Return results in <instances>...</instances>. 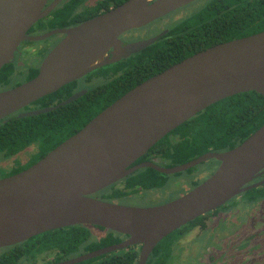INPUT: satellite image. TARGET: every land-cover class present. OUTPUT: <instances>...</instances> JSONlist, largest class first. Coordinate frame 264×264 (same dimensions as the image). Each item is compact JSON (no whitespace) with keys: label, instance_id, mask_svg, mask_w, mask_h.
I'll return each mask as SVG.
<instances>
[{"label":"water","instance_id":"water-1","mask_svg":"<svg viewBox=\"0 0 264 264\" xmlns=\"http://www.w3.org/2000/svg\"><path fill=\"white\" fill-rule=\"evenodd\" d=\"M59 1L43 9L47 0H0V68L21 41L63 35L33 78L0 91V120L147 47L161 33L128 43L119 37L195 0H125L75 26L27 37V29ZM247 91L264 96V30L207 47L138 83L32 165L0 178V250L50 230L97 226L127 238L54 264H75L135 244L141 245L137 264H145L169 233L264 183H251L264 169V124L226 151H208L171 167L150 161L130 164L210 104ZM59 105L17 116L42 114ZM211 159L217 166L209 177L160 205L131 207L94 197L138 169L174 174Z\"/></svg>","mask_w":264,"mask_h":264},{"label":"trees","instance_id":"trees-1","mask_svg":"<svg viewBox=\"0 0 264 264\" xmlns=\"http://www.w3.org/2000/svg\"><path fill=\"white\" fill-rule=\"evenodd\" d=\"M123 1L125 0H100L96 9L107 10ZM200 1L189 14L167 25L156 41L147 47L118 62L98 68L83 79L62 86L34 101L31 107L26 106L24 110L53 106L78 90L81 81H94L90 89L79 98L42 114L30 117L11 114L0 120V157L14 155L31 144L36 145V151L30 159L11 173L32 165L143 80L207 47L264 30V0ZM82 2L83 0H68L63 3L44 26H65L91 17L88 10L76 13L75 9ZM15 71V67L9 64L0 68V89L17 85L13 82ZM36 74L37 70L31 69L25 73L24 80L33 78ZM263 124L264 96L254 91L241 92L210 104L164 135L148 151L158 160L164 161L166 166H172L208 151L222 152L231 149ZM142 160L143 157L136 162ZM166 179L164 174L152 168H142L95 193L94 197L111 201L139 190L161 188ZM253 193L264 194V189L255 188L246 192ZM201 220L202 218H195L168 234L155 246L152 253L164 256L179 230ZM95 228L104 231L101 227L84 225L46 231L10 248H4L0 251V258L12 260L51 252L53 262H58L120 241L118 234L110 231L92 238L91 233ZM136 260L137 252L128 248L75 264H137Z\"/></svg>","mask_w":264,"mask_h":264},{"label":"flooded vegetation","instance_id":"flooded-vegetation-1","mask_svg":"<svg viewBox=\"0 0 264 264\" xmlns=\"http://www.w3.org/2000/svg\"><path fill=\"white\" fill-rule=\"evenodd\" d=\"M53 1L54 0H47L43 9L48 7ZM67 1L68 0H60L57 4H55V6L45 16L41 17L39 20L34 22L27 29V31L25 32V35L27 37H36V36H40L42 34H45L47 32L55 30V29L69 28V27L75 26V25H77V24H79V23H81L87 19H90V18L106 11L102 8H99L98 10L96 9V5L98 3H100V0H83L82 4L79 5L75 9L76 13L88 10L89 11L88 13L90 15H92L91 17H89L85 20H82L80 22H77V19H75V22H77L75 24L46 28L44 26V23L47 20L51 19L52 16L54 15V13H57V10L60 8V6L63 3H66ZM198 1H200V0H195V1L179 8V9H182V8L193 4L194 2H198ZM110 8H112V7H110ZM110 8H108V9H110ZM179 9L171 12L170 14H173L174 12L178 11ZM170 14H168V15H170ZM168 15H166V16H168ZM166 16H164V17H166ZM67 20H69V19H67ZM61 25H64V24H61ZM134 30L127 31V32L123 33L122 35H120L119 38L121 39V41L124 43L132 42V41H140L139 39L133 37L134 35L132 33ZM161 31H165V30L163 29V30H160V32ZM160 32L153 35V36L159 35ZM153 36H151V37H153ZM62 37H63L62 34L57 33V34L51 35V36H49L45 39H42V40H36V41L35 40H23V41H21L18 44V46L16 47L15 51L13 52L12 59H10L9 62L7 63L9 65L14 66L16 69L15 77L13 78L14 83H17V85L20 84V83H18V77H19L18 74L22 73L25 75V73H27L28 71H30L31 69H34V68L38 71V67H39L41 61L43 60V58L59 42V40ZM146 39H148V38H146ZM146 39H143V40H146ZM33 58L36 62L38 61L37 67H32V66H34L33 63L30 64L31 66H27L26 61L32 60ZM124 58H126V57H124ZM124 58H122V59H124ZM116 62H118V61H116ZM111 64H113V63H111ZM107 65H110V64H107ZM107 65H104V66H107ZM97 69H95V70H97ZM95 70H93V71H95ZM93 71L86 74L85 76L91 74ZM85 76H83V77H85ZM83 77H81L80 79H83ZM27 80H29V79H27ZM27 80H24L23 82H25ZM92 82H94V81L90 80L88 83L81 81V83H79L80 88L78 90H76L73 94L80 92L82 90L83 91L86 90V91H84V93L87 92L90 89ZM12 87H14V86H12ZM12 87L3 88V89H0V91H4V90L12 88ZM73 94H71V95H73ZM70 96H68V97H70ZM67 98H65V99H67ZM64 100H61L60 102L54 104L53 106H45V107H54L56 105H59ZM31 104H29L27 106L31 107ZM59 106H61V105H59ZM45 107H35V108L28 109V110L41 109V108H45ZM24 108L18 110L17 112L12 113V114L17 115L19 112L27 111V110H24ZM148 150H146L140 157H138L133 163H131L130 167L134 166L140 162H143V161H150V162H153V163H155L161 167H171V166H166L164 161H161V160H158L157 158H155L153 156V154L152 153L150 154V152ZM35 151H36V145L31 144L28 147H26L23 151H21L20 153H16V154L10 155V156L0 157L1 160L5 163L3 166L0 167V178H3V177L17 173V172H15V173H11V172L13 170H17L20 165H23L25 162H27L30 159V156ZM21 153H22V155L29 153V156L26 159L24 158L22 160H18V156ZM141 157H143V160L136 162ZM179 164H182V163H179ZM175 165H178V164H175ZM175 165H172V166H175ZM216 166H217V162H212V159H211V160H206V161H204V162H202L196 166H193V167L188 168V169L183 170V171H179V172L174 173V174L162 173L166 176L167 179H166V183L161 188H151V189H146V190H139L137 192H133L131 194H128L125 197L117 198V199H114V200H111L108 202H116L118 204L131 206V207H149V206L160 205V204L166 203L168 201H171V200L181 196L182 194L186 193L187 191H189L190 189H192L193 187H195L196 185L199 184V183H194L195 178L198 177V175L196 173V168L200 167V169H202L201 174L206 173V172H208V173L211 172L209 174V176H210L214 172V170L216 169ZM2 174H4V176ZM209 176H207V177H209ZM263 180H264V169L260 172V175L258 177H256L251 183L261 182ZM186 183L187 184L189 183L191 185L186 192H183V193L179 194L178 196H176L175 193L169 194L168 190H170V189L174 190L179 185L182 186ZM255 188L261 189V190L264 189V183H262L261 185H259L257 187H254L250 190H253ZM247 191H249V190H247ZM247 191L231 198L230 200H228L226 203L219 206L218 208H216L212 211H209V212L203 214L202 216H199V218H202V220L199 223L194 224V225L189 226V227H185V228L179 230L176 234V237L171 240V242L169 244V250H168V252H165L164 256H160L159 254L155 255L152 253L155 246L162 240L161 239L153 247V249L150 251V253L148 254L145 264L146 263H150V264L163 263V264H166V263H169L171 260L180 262V261H186V260L193 259V257H194L193 256L194 255L193 254V246L190 244L192 242L190 238L193 239V235L197 236V234H199L200 231H203L208 226V224H210L209 223L210 221H212L216 217H219L223 214H227V218L231 219V217H233V221H237L239 219L245 218L253 209H255L256 207H258L264 203V194H260V193L259 194H256V193L246 194ZM95 198H98V197H95ZM98 199H100V198H98ZM101 200H103V199H101ZM122 201H123V203H120ZM99 231H102V230H99ZM105 232H106V230H104L103 233L100 234L99 236H102ZM188 234H191L192 236L187 239V242L185 241V246L182 248L180 243H181V241L184 240V238H186L188 236ZM118 236L120 238L119 242H121L127 238L126 235L118 234ZM244 245L246 246L245 243H244ZM10 247H7V248H10ZM128 248H132L134 251L137 252V260H136V262H137L138 256H139V253L141 250V245L135 244V245H131L127 248H123V249H128ZM119 250H121V249H119ZM179 250L184 251V253H185L184 256H182L180 254ZM0 251H3V249ZM52 257L53 256H52L51 252H43L41 254L35 255L34 257H26V258L18 257L16 259H12V260L10 258H0V262H5L6 264H54L56 262H53ZM254 264H264V260H259V261L255 262Z\"/></svg>","mask_w":264,"mask_h":264},{"label":"rangeland","instance_id":"rangeland-1","mask_svg":"<svg viewBox=\"0 0 264 264\" xmlns=\"http://www.w3.org/2000/svg\"><path fill=\"white\" fill-rule=\"evenodd\" d=\"M200 3L201 1L194 2L173 14L135 29L132 33L133 37L143 40L159 33L160 30L165 29L171 22L189 14ZM26 62L27 66H31L30 64L32 63L34 64L32 67H37L38 65V61L36 62L34 58ZM24 79V74H22L18 77V83H23ZM28 156L29 153L24 155L21 153L18 156V160L26 159ZM212 162L216 161L212 160ZM4 164L0 158V167ZM201 172L202 169L200 167L196 168L198 177L195 178L194 183H200L211 173L206 172L201 174ZM190 186L189 183H186L182 186L179 185L174 190L170 189L168 192L169 194L175 193L178 196L186 192ZM120 203H123V201ZM209 223L197 236L193 235V239L190 238L192 235L188 234L180 243L183 248L185 241L187 242L188 238L191 239L192 242L190 244L193 246V259L180 262L171 260L166 264H254L259 260H264V203L253 209L243 219L233 221V217L229 219L227 218V214H223ZM102 233L103 231L95 228L91 233L92 238L99 237ZM179 251L184 256V251Z\"/></svg>","mask_w":264,"mask_h":264}]
</instances>
